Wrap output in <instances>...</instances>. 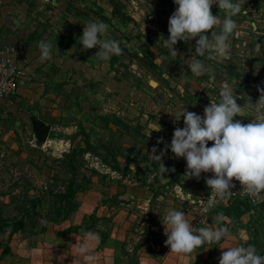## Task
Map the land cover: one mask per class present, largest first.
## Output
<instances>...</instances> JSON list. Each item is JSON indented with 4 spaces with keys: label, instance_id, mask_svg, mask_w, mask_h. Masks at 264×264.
Wrapping results in <instances>:
<instances>
[{
    "label": "rangeland",
    "instance_id": "rangeland-1",
    "mask_svg": "<svg viewBox=\"0 0 264 264\" xmlns=\"http://www.w3.org/2000/svg\"><path fill=\"white\" fill-rule=\"evenodd\" d=\"M8 3L14 7L9 16H0V43L13 46L28 60L24 59L27 65L20 63L30 79L18 95L0 100V205L4 203L6 212H16V202L2 195L14 189L15 182L23 184L18 190L24 191L33 182L32 194L50 183L63 187L70 174L61 159L74 151L79 182L96 179L120 193L132 212L130 234L135 242L163 241L166 209L183 211L195 227H215L217 214L241 197H226L208 213H203L200 201L190 203H207L212 190L206 181L214 174L191 178L186 175V159L176 157L170 147L165 152L175 129L185 126L183 117L174 122L167 110L184 105L203 116L211 99L219 101L220 84L226 81L240 97L237 103L245 107V116L236 119L251 122L249 109L264 89V0H246L248 15L234 17L239 28L231 39V59L217 63L198 57L212 69L201 77L193 75L186 62L195 55V39L174 45L176 57L162 45L178 7L174 0L0 1L4 8ZM212 13L224 19L218 5ZM93 21L109 26L107 38L119 42L121 55L105 62L96 56L98 48H83L79 38L85 24ZM214 30L219 33L220 28ZM207 35L211 37V30ZM41 40L52 46V59L43 62L38 55ZM33 118L51 125L45 141L37 140ZM151 122L161 131L148 133ZM153 148L156 155L163 153L162 161L151 158ZM162 162L169 169L165 174L159 171ZM246 201L240 216L250 215L247 221L254 225L256 237L241 243L254 245L264 255V195ZM199 215L206 220H196ZM223 215L224 226L237 227L240 216ZM7 236L0 235V244ZM8 253L0 257V264Z\"/></svg>",
    "mask_w": 264,
    "mask_h": 264
},
{
    "label": "clouds",
    "instance_id": "clouds-1",
    "mask_svg": "<svg viewBox=\"0 0 264 264\" xmlns=\"http://www.w3.org/2000/svg\"><path fill=\"white\" fill-rule=\"evenodd\" d=\"M178 5L169 20L168 39L162 45L169 49L173 57L177 56L174 49L179 41L196 40L195 55L186 62L190 72L197 76H205L212 72L202 59L215 60L224 63L231 59V39L238 32V24L234 17L248 15L244 8L246 0H174ZM213 5H218L224 12V19L212 13ZM220 28L219 33L214 29ZM109 26L102 21L85 24L80 44L85 50L98 48L96 56L102 61H109L114 55H121L122 49L118 41L107 38ZM211 30V37L207 33ZM198 37V39H196ZM40 60L52 59L51 44L41 40L38 44ZM259 100L250 107L253 114L250 123H243L236 117L245 116V107L237 103L240 97L226 81L220 84L219 101L211 99L210 105L204 109V115L188 111L184 105L175 111L167 110L179 122L183 117L184 127L176 128L170 147L176 157L185 158L187 162L186 175L199 179L202 173L211 172L212 178L206 183L212 190V195L203 200H192L191 204L200 201L203 213H208L216 204L230 197V189L235 187L233 179L240 182L243 192L249 197H260L264 193V89H260ZM149 130L161 131V127L151 122ZM209 142H214L209 146ZM157 149H152L150 155L154 160H161L156 155ZM161 174L169 171L162 162L159 166ZM172 171H175L173 168ZM215 197V198H214ZM225 216L218 213L213 226L195 227L186 219L183 211L166 209L162 216L167 236L166 245L171 252L191 254L204 244H219L222 240L233 239L227 226H224ZM89 239H95L94 234L86 233V240L79 246L83 255L90 251ZM246 239V238H245ZM224 249V248H221ZM222 252L219 264H264V255L258 254L254 245L244 246L242 243L226 248ZM86 260H94V256H85Z\"/></svg>",
    "mask_w": 264,
    "mask_h": 264
},
{
    "label": "crops",
    "instance_id": "crops-1",
    "mask_svg": "<svg viewBox=\"0 0 264 264\" xmlns=\"http://www.w3.org/2000/svg\"><path fill=\"white\" fill-rule=\"evenodd\" d=\"M251 1L254 2V0ZM7 6V8H4L3 5H0V16H9L10 11H13V3H8ZM16 55L19 63L23 62L27 65L28 60L21 56V53L19 55L17 52ZM27 79H30L28 75L26 78L20 79L17 95L29 85ZM5 99L7 100L8 97ZM109 193H113L112 188L100 184L96 179L93 180L89 189L77 192L76 197L79 200V207L70 218L61 222H51L45 231L33 233L29 236L15 233L9 240L8 255L10 257L5 260L4 264H129V257L120 253L115 247L100 245V235L97 231L87 232L94 234L95 239L87 241L90 245V251L83 255L78 249L85 242L86 233L64 231L69 226L80 223L85 214L91 213L97 208H105L102 200L104 197L111 196ZM262 194L264 195V193ZM257 198L260 199V197ZM131 215L132 212L127 205L123 204L118 207L115 210L111 233L113 238L128 240L129 248L135 242L130 234L131 224L133 223ZM249 218L250 215L247 217L244 214L239 217L237 227L230 229L233 239L222 240L219 244L206 243L202 248L196 249L191 254L171 252L170 246L166 245L167 236L163 234V241L154 242L151 240L141 246L139 249V264H219L222 252L226 251V248L256 237L253 233L254 225L247 221ZM245 222H248L247 225ZM262 240L264 247V238ZM1 241L2 237H0V243ZM2 250L3 245L0 244V253ZM86 255L94 256L95 259L86 260Z\"/></svg>",
    "mask_w": 264,
    "mask_h": 264
},
{
    "label": "trees",
    "instance_id": "trees-1",
    "mask_svg": "<svg viewBox=\"0 0 264 264\" xmlns=\"http://www.w3.org/2000/svg\"><path fill=\"white\" fill-rule=\"evenodd\" d=\"M76 135L77 134L74 136ZM85 141L87 144H90L89 139ZM73 152L74 151L66 153L61 159L70 174L63 184V187H57L50 183L47 188L42 187L39 194H32L29 192V189L32 187L33 182H30V187L25 191L24 188L18 190L23 184L15 182L14 189L2 193V195H8L11 200L16 202V212L10 214L6 212L3 207L4 203L0 205V235L6 233L8 235L0 257L9 251V240L15 233H20L22 236H29L33 233L45 231L49 223L61 222L68 219L77 210L79 207V200L76 194L78 191L89 189L91 179L88 180L89 184L78 181V167ZM57 178L58 174L52 176V179L56 180ZM17 190L18 192H16ZM245 199L246 198L241 197V199L238 198L234 200L230 206H226L223 213L228 215L231 219L239 217L246 210V200H248V198ZM46 201H49V204H46ZM122 201L118 193L104 197L102 204L105 208H97L93 212L85 214L80 223L71 225L64 229V231H75L81 234L97 231L100 235L101 246L111 245L120 253L129 257V264H139V249L143 243L138 240L129 248L128 240L113 238L111 235L115 210L123 205Z\"/></svg>",
    "mask_w": 264,
    "mask_h": 264
},
{
    "label": "built area",
    "instance_id": "built-area-1",
    "mask_svg": "<svg viewBox=\"0 0 264 264\" xmlns=\"http://www.w3.org/2000/svg\"><path fill=\"white\" fill-rule=\"evenodd\" d=\"M24 74L25 70L19 63L13 46L0 43V99L11 97L17 93L20 79L24 77ZM233 184L235 187L230 190L232 192V195L229 197L231 200L235 195L253 200V198L243 192V186L239 181L233 179ZM210 195H212V191L208 197ZM196 220L204 222L206 218L204 215H199Z\"/></svg>",
    "mask_w": 264,
    "mask_h": 264
},
{
    "label": "water",
    "instance_id": "water-1",
    "mask_svg": "<svg viewBox=\"0 0 264 264\" xmlns=\"http://www.w3.org/2000/svg\"><path fill=\"white\" fill-rule=\"evenodd\" d=\"M32 126L38 141H45L50 134L51 125L40 118L32 119Z\"/></svg>",
    "mask_w": 264,
    "mask_h": 264
}]
</instances>
